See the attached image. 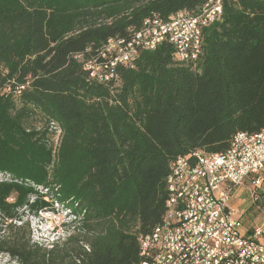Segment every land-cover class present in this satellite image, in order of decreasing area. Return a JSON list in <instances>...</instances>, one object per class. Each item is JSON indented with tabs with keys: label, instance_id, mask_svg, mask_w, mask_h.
Listing matches in <instances>:
<instances>
[{
	"label": "trees",
	"instance_id": "1",
	"mask_svg": "<svg viewBox=\"0 0 264 264\" xmlns=\"http://www.w3.org/2000/svg\"><path fill=\"white\" fill-rule=\"evenodd\" d=\"M207 2L0 0V253L19 264H140V238L167 211L171 163L264 127V0H222L193 62L165 37L105 67L111 39ZM57 210L75 214L74 230L34 242L26 217Z\"/></svg>",
	"mask_w": 264,
	"mask_h": 264
},
{
	"label": "built area",
	"instance_id": "2",
	"mask_svg": "<svg viewBox=\"0 0 264 264\" xmlns=\"http://www.w3.org/2000/svg\"><path fill=\"white\" fill-rule=\"evenodd\" d=\"M222 13V0H208L197 15L181 11L169 22L147 19L131 41H109L108 50L114 53L105 67L113 71L118 63L134 59L139 48L154 49L165 37L174 43L177 60L193 62L201 54L204 28ZM85 67L97 75L94 63ZM52 129L58 140L62 129L54 122ZM263 178L264 127L256 133L238 132L224 152L197 150L175 159L166 181L167 211L163 221L140 238V264H264V224L246 228L230 205L233 187L248 180L255 207L264 210Z\"/></svg>",
	"mask_w": 264,
	"mask_h": 264
},
{
	"label": "rangeland",
	"instance_id": "3",
	"mask_svg": "<svg viewBox=\"0 0 264 264\" xmlns=\"http://www.w3.org/2000/svg\"><path fill=\"white\" fill-rule=\"evenodd\" d=\"M37 124L42 126L43 121L38 118ZM264 179V178H263ZM242 186V185H241ZM250 183L247 182L241 187V190L238 192V195L245 198V207L248 210L242 220L246 228H253L259 226L264 222V210L249 209V200L250 195L252 196V191L249 188ZM261 192L264 193V183L261 189ZM264 209V202H263ZM50 212L43 211L39 215H29L26 218L29 219L32 230V239L34 242H39L40 244H51L56 240L63 239L66 237L70 230L73 231L75 225V214L73 212L67 211ZM0 264H19L15 259L9 257L6 253H0Z\"/></svg>",
	"mask_w": 264,
	"mask_h": 264
},
{
	"label": "crops",
	"instance_id": "4",
	"mask_svg": "<svg viewBox=\"0 0 264 264\" xmlns=\"http://www.w3.org/2000/svg\"><path fill=\"white\" fill-rule=\"evenodd\" d=\"M241 187L242 186L233 187V189H232V195H231V198H230V205L233 208L237 209L239 211V213L241 214V216H244V214L248 210L246 209L247 207H245V198L238 195V192L241 190ZM253 202H254L253 201V198L250 195V200H249L250 206H252L254 204ZM250 206H249V209L251 208ZM260 223H261L260 225H263L264 224V222H260ZM250 229H252V228H250Z\"/></svg>",
	"mask_w": 264,
	"mask_h": 264
}]
</instances>
